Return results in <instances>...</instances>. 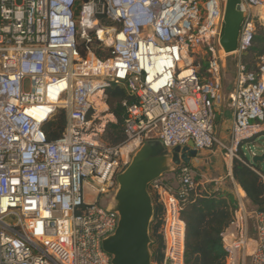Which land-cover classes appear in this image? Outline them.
<instances>
[{
  "label": "built area",
  "instance_id": "obj_1",
  "mask_svg": "<svg viewBox=\"0 0 264 264\" xmlns=\"http://www.w3.org/2000/svg\"><path fill=\"white\" fill-rule=\"evenodd\" d=\"M227 1L0 0V264H111L102 242L117 228L107 210L116 177L151 141L169 153L189 143L217 150L228 170L237 161L264 183L242 150L264 133V54L253 71L238 61L226 97L233 123L226 141L215 134ZM237 7L233 54L241 57L257 26L264 30V0ZM95 43L111 58L98 60ZM113 87L126 96L117 144L102 138ZM59 111L65 127L49 140L45 127ZM193 175L181 163L148 185L163 211L162 258L151 264H184L183 205L192 194L219 192L220 184L199 189ZM232 184L237 206L220 235L225 264H264V211L248 209Z\"/></svg>",
  "mask_w": 264,
  "mask_h": 264
},
{
  "label": "trees",
  "instance_id": "obj_2",
  "mask_svg": "<svg viewBox=\"0 0 264 264\" xmlns=\"http://www.w3.org/2000/svg\"><path fill=\"white\" fill-rule=\"evenodd\" d=\"M94 56L105 61L111 58L110 50H102L97 43L92 46ZM82 56L84 55L83 52ZM264 54V30L257 29L252 45L241 56V63L248 71L255 70L258 58ZM109 112L115 117L116 124L108 126L107 140L112 144L123 140L121 123L123 110L120 106L124 100L125 91L113 87L105 92ZM65 113L59 111L54 120L45 127L49 140L57 139L65 127ZM232 178L250 202L258 211H264V183L251 170L234 161ZM154 216L150 226L151 251L153 261L159 263L162 258L163 242L158 234L162 207L156 201ZM236 205L229 194L219 192L209 194H192L185 204L181 217L186 225L184 264H225L227 253L221 240V233L233 219Z\"/></svg>",
  "mask_w": 264,
  "mask_h": 264
},
{
  "label": "water",
  "instance_id": "obj_3",
  "mask_svg": "<svg viewBox=\"0 0 264 264\" xmlns=\"http://www.w3.org/2000/svg\"><path fill=\"white\" fill-rule=\"evenodd\" d=\"M239 0H228L224 10V29L220 45L225 54L236 51L242 14ZM193 145L175 148L170 153L158 141L144 144L132 157L129 165L116 177L117 188L109 212L116 213L115 232L103 240L102 249L111 256V264H151L150 225L154 205L148 185L163 175L174 172L181 163L187 165L196 156ZM263 156L252 158L253 164Z\"/></svg>",
  "mask_w": 264,
  "mask_h": 264
},
{
  "label": "rangeland",
  "instance_id": "obj_4",
  "mask_svg": "<svg viewBox=\"0 0 264 264\" xmlns=\"http://www.w3.org/2000/svg\"><path fill=\"white\" fill-rule=\"evenodd\" d=\"M17 4L18 5L20 4V0H17ZM258 28H261L263 30V28L259 25L257 26V29ZM239 60L241 61V57L234 55L233 53L229 55H225L224 69L222 73V90H221L222 98H226L228 93L233 88L236 78V65ZM108 115H112V114L108 111ZM105 120L108 122V124L106 125V129L102 138L106 143L112 144L107 140L106 135L107 132L108 133L110 132L108 131V126L110 124H116V119L114 116H107L105 117ZM263 141H264V133H262L259 136V138L256 139L254 145L249 144L250 152L254 153L255 155L262 156L263 155L262 146H264ZM242 150L246 161L252 164L264 176V160L260 163L253 164L252 158L250 156V152L248 151V145L244 144ZM192 169L194 172L193 182L195 185L198 186L199 189L204 188L206 190H213L216 187H219L218 184H222V187L224 188L223 191L225 192V194H229V196H231L232 200L237 206L235 192L233 190V184H232L233 181L231 180V177H225L227 170L221 158L219 160L218 158L215 157L212 158V157H208L207 155H204L198 158V164L194 165V168L192 167ZM219 172H221V174H219ZM221 176L223 178H221ZM92 201H93V196L91 194H87L86 202L91 203ZM152 202L154 203V200H152ZM247 208L249 209L255 207L250 202H248Z\"/></svg>",
  "mask_w": 264,
  "mask_h": 264
},
{
  "label": "crops",
  "instance_id": "obj_5",
  "mask_svg": "<svg viewBox=\"0 0 264 264\" xmlns=\"http://www.w3.org/2000/svg\"><path fill=\"white\" fill-rule=\"evenodd\" d=\"M215 112H216V115H215V134L221 140L226 141L228 138L232 123H233L232 111L228 106L226 98H223L222 103L216 108ZM204 155H207L208 157H212V158L215 157V158H218L219 160L221 158L223 160L221 153L217 150L207 151V152L201 151V152H197L196 156L194 158H192L187 165L191 169H192V167L194 168V165L198 164V158H200ZM224 164H225V162H224ZM225 167L227 170L225 177H231V180L234 182V180L231 176L232 175V169L228 170L226 164H225ZM219 174H221V172H219ZM221 178H223V177L221 176ZM223 190H224V188L222 187V184H220L219 193L225 194V192Z\"/></svg>",
  "mask_w": 264,
  "mask_h": 264
}]
</instances>
